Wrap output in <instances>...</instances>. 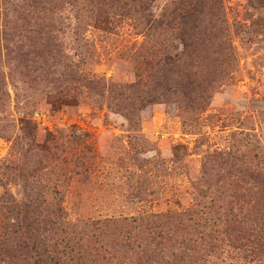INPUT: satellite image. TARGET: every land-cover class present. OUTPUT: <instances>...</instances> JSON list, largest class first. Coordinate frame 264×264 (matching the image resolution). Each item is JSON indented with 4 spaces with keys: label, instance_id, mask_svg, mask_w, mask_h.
<instances>
[{
    "label": "rangeland",
    "instance_id": "obj_1",
    "mask_svg": "<svg viewBox=\"0 0 264 264\" xmlns=\"http://www.w3.org/2000/svg\"><path fill=\"white\" fill-rule=\"evenodd\" d=\"M0 264H264V0H0Z\"/></svg>",
    "mask_w": 264,
    "mask_h": 264
},
{
    "label": "trees",
    "instance_id": "obj_2",
    "mask_svg": "<svg viewBox=\"0 0 264 264\" xmlns=\"http://www.w3.org/2000/svg\"><path fill=\"white\" fill-rule=\"evenodd\" d=\"M182 23H183L184 25L188 24V23H187V22H185V21H182Z\"/></svg>",
    "mask_w": 264,
    "mask_h": 264
}]
</instances>
